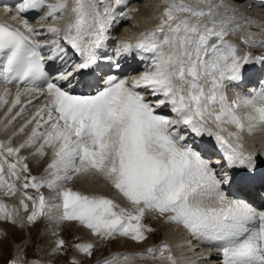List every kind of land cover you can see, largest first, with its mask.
I'll return each instance as SVG.
<instances>
[{"label":"snow or ice","instance_id":"obj_1","mask_svg":"<svg viewBox=\"0 0 264 264\" xmlns=\"http://www.w3.org/2000/svg\"><path fill=\"white\" fill-rule=\"evenodd\" d=\"M124 3L125 0H73L72 16L62 39L79 56V62L65 68L55 81L45 72L41 45L34 39L41 33L23 14L46 7L41 19L55 21L67 9V0L53 4L20 0L14 6H4L6 14L15 13L10 18L19 21L24 31L0 23V83L5 86L0 104L7 103L9 85L18 89L9 113L22 97L36 92L46 97L44 107L20 131L35 123L26 145L31 147L42 140L37 154L43 156L45 148H51L54 159L48 165V179L37 182L34 176L22 178L21 173L28 171L24 158L15 162L8 158L26 145L13 148L0 142V189L14 196L15 181L23 179V189L39 192L46 186L56 193L60 202L55 205L46 203L43 194L37 198L23 194L20 205L25 211V199L33 201L27 216L29 224L48 214L45 209L49 213L55 209L60 212L55 220L76 221L103 240L121 236L139 242L146 239L145 232L152 231L142 223L145 213L151 211L167 214L169 222L182 225L192 236L218 244L222 264H264V212L257 213L243 201L229 199L221 191V184L229 179L227 175L218 179L194 142H189L194 137H214L229 167L249 171L254 167L253 155L246 153L240 142L245 123L239 109H251L245 117L255 121L247 126L249 134H253L256 127L264 129V106H258L255 97L229 101L226 93L227 84L239 81L249 63L247 55L238 56L236 46L225 40L236 28L209 11L166 0L168 7L157 28L142 33L135 44L124 42L117 49L118 55L133 50L151 54L148 70L131 82L107 75L103 87L92 95L74 94L71 90L78 74L86 76L98 65V50L108 39L116 9ZM121 15L127 17L126 13ZM46 31L57 37L51 41L53 54L49 59L61 53L67 55L61 44V30L49 26ZM26 107L16 116L22 115ZM165 108L174 118L157 111ZM227 125L236 131H228ZM81 174L102 177L130 207L65 187ZM16 213V209L0 202V219L15 223ZM257 222L258 227H251ZM64 247L65 241L58 239L53 251L60 252ZM74 247L91 256L94 245L78 243ZM166 250L167 245H162L159 258L176 264L170 253L165 255ZM154 254L153 249H148L149 256ZM117 259H107L104 264H117Z\"/></svg>","mask_w":264,"mask_h":264},{"label":"bare ground","instance_id":"obj_2","mask_svg":"<svg viewBox=\"0 0 264 264\" xmlns=\"http://www.w3.org/2000/svg\"><path fill=\"white\" fill-rule=\"evenodd\" d=\"M19 2L20 1H18L17 3ZM56 2L57 0H46L47 4H53ZM176 2L185 3L192 6L193 8H199V9H204L205 11H209L213 16L217 17L218 19L228 21L230 27L236 28L235 31H229L228 35L225 37V40L226 42L236 46L238 56L243 57L247 55L249 57V63L245 65V70L242 75V78L248 75L252 76L251 73L257 72L259 68H262V71H261V76L253 77L254 78L253 83L251 84L249 83V86L246 85L242 89H240L237 84L240 80L229 82L226 87V93L228 99L229 101H231L233 98L235 99L239 98L240 100H244V99H252L253 97H255L257 98L258 106H264V99H261V97H264V89H263L264 59L261 61L259 59L253 58L250 55L251 53L252 55L257 54L258 56L264 57V52H258L253 48L258 42L264 41V0H176ZM211 5H219V6L212 7ZM67 7H69L70 9L68 8L67 15L64 16V21H62L63 23H68L70 17L72 16L71 9L73 7V0H67ZM167 7L168 4L166 3V0H125V3L121 5L118 9H116L115 19L108 31V35H114V33H116L115 35L118 37V41L120 43L117 44L118 46L117 48L115 47V44L113 45L111 44L110 47H108L109 44L111 43L110 42L107 43L104 46V48L105 49L107 48L108 49L107 51H109L110 48L112 49L113 47H115L116 48L115 50L117 51V49L120 47L119 45H121L124 42L135 44L136 41L140 38L142 33L150 32L157 28V26L160 23L162 14L165 8ZM100 10L101 12H103L102 6H100ZM46 11L47 8L45 7L43 12L40 14V16L33 18L30 22V24L35 29H37L41 33V35H43L40 37H34V39L39 40L41 43L45 44L46 49L43 53L45 60L49 59V57L52 56L53 54L52 49L50 47L51 41L57 39V37L52 36L51 34L44 36L46 29L49 26H53V27L61 26L62 23L61 18L63 17L62 15L63 13H62V14H58L59 16L58 20L53 21L51 18L47 20H42L41 18L46 14ZM121 13H126L127 17L121 15ZM11 15H15V13L13 12L11 14H6L4 11V7H0V16L5 17L7 20H9L11 24L17 26L19 29L24 31V28L19 21L11 20L10 18ZM202 19L206 20V18H202ZM116 25H118L117 30L110 31L112 28H115ZM245 40H248L249 42L251 41V44L249 42L246 43L249 46V50H252L249 51L250 53H248L247 51L248 49L244 48L243 41ZM61 44L65 47L64 42H62V40H61ZM129 54L131 55L136 54L139 56L145 55L146 57L141 64L142 67L141 66L137 67V69L131 72L130 74H128V76L117 75L119 78L127 79L129 82H131V80L138 78L143 72H145L150 68L151 54L141 53L137 50H133ZM102 56H103L102 60L106 63L109 60H113L112 57L104 50ZM126 60H127L126 57L122 60H118L117 61L118 66H121L123 63H125ZM251 69L253 70V72H250ZM8 87L10 89V95L7 97V103L0 104V142L4 143L6 147L17 148L21 144L26 145L27 140L32 134L33 128H35L36 125L35 123L28 125L23 132H21L20 129L42 107H44L47 100L46 97L41 95V93L36 92L31 96L22 97L20 104L14 107L12 109V112L9 113L8 109L12 108V103L16 98V92L18 89L15 85H9ZM23 88L24 85H21V90H23ZM4 89L5 86L2 83H0V95L4 93ZM29 101H31V104L29 103L26 104ZM25 106H27L26 111L22 115L16 116V113L19 112L20 109ZM157 111L160 112L162 115L168 116L169 118H174V114L170 112V109L165 108ZM239 111L245 123V130L240 133V142L243 144V150L246 153H250L253 155L254 166L258 165L257 167H263L264 166V129H261L260 127H256L253 131V134H249V132L247 131V126L250 123H255V121H249L245 117V114L251 112V109L242 107L239 109ZM14 116L16 118L12 119V117ZM45 119H47L46 116ZM9 121H11V123H9ZM209 127H212L213 131H215L214 126L209 125ZM226 127L228 131H232V132L236 131L235 127L232 125H227ZM204 136L209 137L207 135ZM211 138L215 140L214 137ZM42 143L43 141L40 140L31 147H28L26 145L25 147L20 148V151L19 153H17L16 156L8 158L9 161L15 162L18 158L22 157L24 158L23 159L24 161L26 160L25 163L31 160L33 161V163L35 161L33 165L36 166L38 169L40 168L39 170L46 168L42 175L36 174V180L38 178L39 181L46 180L49 178L50 170L48 168V165L54 159L51 148H45L43 156L37 154V150L39 149L40 144ZM194 146H196V144H194ZM213 168L215 167L213 166ZM5 171H6L5 178L8 179L9 177L7 174L6 165H5ZM225 175H223V177ZM223 177L222 178L217 177V178L223 179ZM15 183L17 189H19L20 192L22 189L19 180H16ZM5 191L6 189H0V197L2 196L1 194H3ZM221 191L224 192V188L221 187ZM235 192H236L235 190H232L231 193L235 194ZM19 196L22 197V195L20 194ZM226 196L229 199L243 201L244 203L248 202L246 204H248L249 206L254 205L252 209L258 211V213L263 212V210H261L258 206L260 204V200L249 195L248 192L244 195L239 194V196L236 197L233 195L232 197L231 195H226ZM2 199L3 198H1L0 201ZM57 200H58L57 198L52 200L51 204L52 205L57 204V202L59 201ZM3 201L4 200H2V202ZM59 213H60L59 211L53 209L49 213V215L50 217H53L52 220H54V217L57 216ZM20 216H21V221L24 223L25 215L22 213L19 214L18 217ZM166 227H167L166 235L165 238L163 239H164V245H167L168 249L166 250L167 252L165 255H168L170 253L176 260V264H212L214 262L212 259H207V258L204 259L203 257L208 256V254L211 251L209 250V247L212 246L213 244H215L214 248L219 250L218 244L210 243V242L204 243L202 240L192 236L188 232V230L185 229L182 225L169 222L168 220ZM122 239L120 240V242L122 241ZM118 243L119 242L117 241V244ZM12 249L14 251V255L12 257L11 262L14 260L17 262H19V260L22 261L23 259L21 258L20 244L16 243ZM28 264H45V261L43 259L41 261L40 258L36 259V257L35 258L31 257V260L28 262ZM123 264H170V262L166 259H160V258L151 260L150 258H148L143 254L138 258L126 260V262H124Z\"/></svg>","mask_w":264,"mask_h":264},{"label":"rangeland","instance_id":"obj_3","mask_svg":"<svg viewBox=\"0 0 264 264\" xmlns=\"http://www.w3.org/2000/svg\"><path fill=\"white\" fill-rule=\"evenodd\" d=\"M34 163L26 164L28 166V171L26 173H21L22 178L24 176L31 178L33 176L35 177L36 174H43L46 168L39 170L40 168L38 169L34 166ZM37 182H39L38 178ZM19 183L20 186H22L23 179L19 180ZM65 187L71 188L73 191L82 194L104 196L112 199L121 206L130 207L115 188L108 184L102 177L94 174H81L74 176L71 181L66 183ZM21 189L20 192L19 189H17V193L14 196L6 195L5 191L3 193L4 196L1 194L2 196L0 197V199L3 198L2 200H4L3 202L2 200L0 202L7 205L9 209L17 210V213L15 214V223L9 220L0 219V264H10L14 255L12 248L16 243H19L21 246L23 261H26L30 257H38L36 259L41 258V261L44 259L45 264H48V262L49 264H71L73 260L79 261V264H100L98 261H101V263L104 264L105 260L112 259L113 257L118 258L117 264H123L126 262L124 257L127 256L129 259H133L138 258L143 254L151 260L159 258L157 256H159L161 246L164 245L163 238H165L166 235L167 214L161 216L158 213L151 211L145 213L142 223L147 228H151L152 231L145 232L146 239L143 241L138 242L128 237H122V239L121 236L103 240L92 235L89 229L81 226L76 221L52 220L49 218L50 215L39 216L35 222L29 224L27 216L31 214V205L33 201L25 199V202L28 204V211H25L20 205V199L23 197V193L26 192L27 195L32 196L33 198H37L40 194H43L44 197L52 196V200L56 198L58 199V197L55 192L48 189L46 186L42 187L39 192L32 188L23 189L21 187ZM19 194L22 195V197H20ZM59 202L60 201L57 203ZM45 212H48V210L45 209ZM22 213L25 215L24 223L21 221V216L18 217L19 214ZM58 215H60V213ZM58 239H63L65 241V247L60 252H54L53 250ZM121 239L122 241L120 242ZM117 241L119 242L118 244ZM78 243H92L94 245L92 255L87 256L78 252L74 247V245ZM150 248L154 249V253L156 252L154 256L151 257H149L147 250ZM166 252L167 251H165V254Z\"/></svg>","mask_w":264,"mask_h":264}]
</instances>
